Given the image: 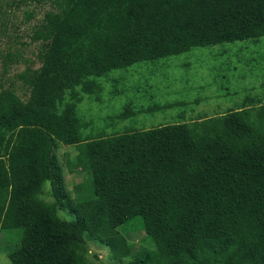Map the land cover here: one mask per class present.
<instances>
[{
    "label": "trees",
    "instance_id": "16d2710c",
    "mask_svg": "<svg viewBox=\"0 0 264 264\" xmlns=\"http://www.w3.org/2000/svg\"><path fill=\"white\" fill-rule=\"evenodd\" d=\"M29 1L44 7L30 35L37 61L26 59L14 80L0 77V235L14 243L12 264H91L90 242L120 264H264L263 99L96 138L84 136L78 113L112 71L258 42L264 0ZM7 58L4 75L19 63ZM184 105L127 104L116 118ZM63 146H74V159L61 158ZM65 164L87 178L72 192ZM133 229L145 233L142 244L126 237Z\"/></svg>",
    "mask_w": 264,
    "mask_h": 264
},
{
    "label": "rangeland",
    "instance_id": "374dc122",
    "mask_svg": "<svg viewBox=\"0 0 264 264\" xmlns=\"http://www.w3.org/2000/svg\"><path fill=\"white\" fill-rule=\"evenodd\" d=\"M27 12L35 13L31 21L26 17ZM43 13L44 7L29 0H0V77L14 80L17 73L26 69V59L37 61L34 53L39 45L31 42L30 35ZM10 54L19 63L8 62L10 68L4 75V65ZM38 66L37 62L35 67ZM98 80L102 86L99 99L84 94L78 104V113L86 124L83 130L86 137L111 136L126 130H149L200 117H214L242 108L248 98L264 100V37L258 42L245 40L197 47L178 56L115 70ZM114 89L116 96L112 94ZM173 102L185 105L124 121L116 118L127 104L139 109ZM73 147L63 146L61 158L68 153L74 159L76 150ZM65 166L67 187L72 192L76 184L87 178L80 169L70 173ZM50 189L47 183L44 195L47 202L53 200ZM60 216L71 219L62 211ZM125 235L136 244H142L146 237L144 232L134 229ZM0 238V264H12L7 247L14 243L3 234ZM88 246L85 257L91 264H120L109 247L96 242Z\"/></svg>",
    "mask_w": 264,
    "mask_h": 264
}]
</instances>
